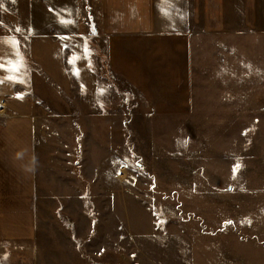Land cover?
<instances>
[{
	"label": "rangeland",
	"instance_id": "obj_1",
	"mask_svg": "<svg viewBox=\"0 0 264 264\" xmlns=\"http://www.w3.org/2000/svg\"><path fill=\"white\" fill-rule=\"evenodd\" d=\"M213 4L207 27L205 1L184 3L199 14L183 27L191 108L154 117L137 99L124 109L114 87L127 168L112 195L97 194L100 154L89 163L74 120L72 134L45 140L38 239L14 244L0 264H264V0ZM25 9L26 0H0V32H12L7 14L24 23Z\"/></svg>",
	"mask_w": 264,
	"mask_h": 264
},
{
	"label": "crops",
	"instance_id": "obj_2",
	"mask_svg": "<svg viewBox=\"0 0 264 264\" xmlns=\"http://www.w3.org/2000/svg\"><path fill=\"white\" fill-rule=\"evenodd\" d=\"M198 1L90 0L106 61L134 88L138 108L154 117L191 108L190 32L183 27L199 14L196 7L188 14L184 3ZM204 1L202 18L210 27L214 4ZM24 11V23L15 25L7 14L2 24L12 32H0V256L14 244L36 243L39 148L57 140L58 130L72 134L70 121L77 130L71 138L88 159L91 152L100 154L94 177L104 190L97 194L112 195L127 168L118 153L119 96L97 71L81 0H26ZM222 17L226 22L225 10ZM44 119L65 125L50 127Z\"/></svg>",
	"mask_w": 264,
	"mask_h": 264
},
{
	"label": "built area",
	"instance_id": "obj_3",
	"mask_svg": "<svg viewBox=\"0 0 264 264\" xmlns=\"http://www.w3.org/2000/svg\"><path fill=\"white\" fill-rule=\"evenodd\" d=\"M85 18H86V40L92 42L90 43V49L94 51V55L100 59V64L98 66V73L106 77L119 92L121 97L120 107L124 109H133L135 103L137 102L136 92L133 87L126 81H120L116 73L112 70L110 64L105 59V48L100 41V35L96 23L94 21V12L91 8L90 0H82ZM71 226V225H70Z\"/></svg>",
	"mask_w": 264,
	"mask_h": 264
},
{
	"label": "trees",
	"instance_id": "obj_4",
	"mask_svg": "<svg viewBox=\"0 0 264 264\" xmlns=\"http://www.w3.org/2000/svg\"><path fill=\"white\" fill-rule=\"evenodd\" d=\"M32 68H33V69H37V66H36L35 63H32Z\"/></svg>",
	"mask_w": 264,
	"mask_h": 264
}]
</instances>
